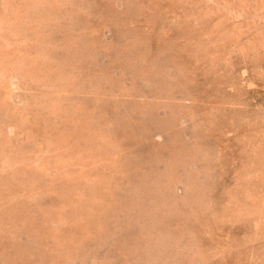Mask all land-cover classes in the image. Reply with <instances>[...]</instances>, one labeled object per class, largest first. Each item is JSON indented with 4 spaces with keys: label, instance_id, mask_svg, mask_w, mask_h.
Wrapping results in <instances>:
<instances>
[{
    "label": "rangeland",
    "instance_id": "374dc122",
    "mask_svg": "<svg viewBox=\"0 0 264 264\" xmlns=\"http://www.w3.org/2000/svg\"><path fill=\"white\" fill-rule=\"evenodd\" d=\"M0 264H264V0H0Z\"/></svg>",
    "mask_w": 264,
    "mask_h": 264
}]
</instances>
